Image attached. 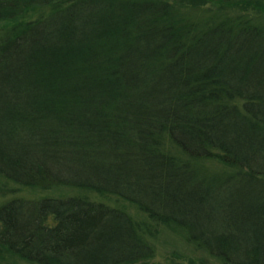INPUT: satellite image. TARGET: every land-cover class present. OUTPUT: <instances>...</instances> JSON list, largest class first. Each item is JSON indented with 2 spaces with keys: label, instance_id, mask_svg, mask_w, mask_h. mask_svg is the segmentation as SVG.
Wrapping results in <instances>:
<instances>
[{
  "label": "trees",
  "instance_id": "obj_1",
  "mask_svg": "<svg viewBox=\"0 0 264 264\" xmlns=\"http://www.w3.org/2000/svg\"><path fill=\"white\" fill-rule=\"evenodd\" d=\"M260 15L0 0V264H152L162 229L190 264H264Z\"/></svg>",
  "mask_w": 264,
  "mask_h": 264
},
{
  "label": "rangeland",
  "instance_id": "obj_2",
  "mask_svg": "<svg viewBox=\"0 0 264 264\" xmlns=\"http://www.w3.org/2000/svg\"><path fill=\"white\" fill-rule=\"evenodd\" d=\"M215 6L216 5L207 4L200 8L193 7L191 9V13L196 14L197 16H206L211 12L209 8H215ZM40 10H42V7ZM257 18H261V20H264L263 15H260ZM68 192H76V190L60 187L57 190L44 191L45 194L52 195H58ZM20 194L33 196L32 194L30 195L28 193V190H24L20 192ZM39 194L43 193L39 192ZM105 201L112 204L110 202V199L108 198H105ZM154 245L156 247V252L155 257L151 261L152 264H190V259H194V255H192V252L189 250L188 245L183 241L182 237L179 235V232L167 231L162 229V232L159 234L158 238L154 240ZM194 260H196V256ZM192 264L201 263H199L198 261H194Z\"/></svg>",
  "mask_w": 264,
  "mask_h": 264
},
{
  "label": "bare ground",
  "instance_id": "obj_3",
  "mask_svg": "<svg viewBox=\"0 0 264 264\" xmlns=\"http://www.w3.org/2000/svg\"><path fill=\"white\" fill-rule=\"evenodd\" d=\"M109 195V194H108ZM123 209V208H122ZM136 209H138V208H136ZM138 211H140V210H138ZM142 212V211H141Z\"/></svg>",
  "mask_w": 264,
  "mask_h": 264
}]
</instances>
